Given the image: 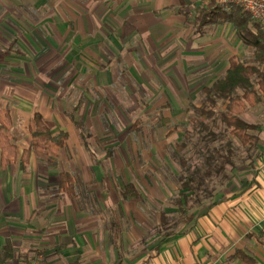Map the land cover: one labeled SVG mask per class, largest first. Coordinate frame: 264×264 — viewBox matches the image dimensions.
<instances>
[{"label": "crops", "instance_id": "obj_1", "mask_svg": "<svg viewBox=\"0 0 264 264\" xmlns=\"http://www.w3.org/2000/svg\"><path fill=\"white\" fill-rule=\"evenodd\" d=\"M207 2L0 4V109L10 108V132L18 147L17 160L0 166V249L7 243L12 247L6 264H247L233 256L239 250L254 264H264V103L241 115L262 125L258 156L230 172L214 193L218 202L204 200L196 210L189 208L181 234L143 241L142 228L123 221L141 219L143 204L168 197L151 191L159 182L158 162L152 161L159 127L165 141L169 120L187 123L194 103L189 88L210 86L228 68L229 57L252 53L231 23L198 25L195 6ZM46 56L50 68L41 66L40 57ZM50 71L56 74L46 75ZM195 75L197 84L190 80ZM120 102L146 106L126 129L119 128L120 114L113 116L106 106ZM255 108L259 116L249 120ZM34 112L52 135L63 130L67 140L57 156L32 151L23 171L19 157L28 147ZM142 116L148 119L144 128ZM74 120L89 133L86 141ZM125 130L135 137V146L138 135H150L151 147H131L134 159L127 157ZM177 132L183 134L184 128ZM163 159L169 165L166 154ZM63 172L71 175L70 194L58 189ZM129 183L138 198L123 197Z\"/></svg>", "mask_w": 264, "mask_h": 264}, {"label": "trees", "instance_id": "obj_2", "mask_svg": "<svg viewBox=\"0 0 264 264\" xmlns=\"http://www.w3.org/2000/svg\"><path fill=\"white\" fill-rule=\"evenodd\" d=\"M206 5H196V22L199 26L208 24L231 23L236 36L252 53L244 59L229 57V65L223 74L210 86L202 87L198 92V103L188 107L187 122L183 124L184 134L180 146L186 147L183 140L192 142L194 153L202 160L200 165L192 163L188 157H183L174 151L180 170L175 169V180L179 182V197L176 199L178 211L186 213V204L190 200L188 193L201 189L205 193L202 200L213 201L214 194L210 188V177L214 173L222 177L220 182L229 180L226 166L233 172L236 168L252 160L259 154L258 143L262 125L249 123L241 115L247 107H255L264 103V27L251 16L234 4L220 5L216 0H207ZM192 113V115H191ZM81 138L86 141L88 132L80 121L74 120ZM191 127V131L187 128ZM136 127L134 123L131 129ZM177 127L169 128V134ZM12 120L9 106L0 109V166L2 168L14 163L18 158V147L11 135ZM29 144L19 157L20 169L25 171L32 151L57 156L65 146L67 133L59 131L52 135L39 112H34L28 123ZM218 143L216 145L215 143ZM237 142V143H236ZM237 159V163L234 160ZM195 162V161H194ZM58 189L70 194L73 190L71 175L63 172L59 176ZM214 190V189H213ZM140 196L132 183L126 184L123 197ZM195 200H199L195 197ZM201 200V201H202ZM198 201L197 205L202 202ZM195 204V203H194ZM168 215L161 212L163 225H166ZM186 219V218H185ZM184 219V220H185ZM191 220V217L189 218ZM185 220L180 230L178 221L165 227L164 235L181 234L185 229ZM185 224V225H184ZM184 228V229H183ZM264 237V227L261 231ZM247 264H254L255 259L243 251H235ZM12 258V247L9 243L0 249V264H6Z\"/></svg>", "mask_w": 264, "mask_h": 264}, {"label": "rangeland", "instance_id": "obj_3", "mask_svg": "<svg viewBox=\"0 0 264 264\" xmlns=\"http://www.w3.org/2000/svg\"><path fill=\"white\" fill-rule=\"evenodd\" d=\"M9 0H0V4H7ZM49 56L46 57H40V60H44L45 63L42 64L43 65H48L49 68L50 66V62H49ZM48 68V69H49ZM46 75H55L56 73L53 71L50 72H46ZM64 75V73H62ZM67 75V73H65ZM69 75V73H68ZM208 75V74H207ZM36 77H41L43 79H47V77L44 76L43 73H36ZM194 79L195 80V84L198 83L197 79H198V75H195L194 77H190V80ZM193 88V89H192ZM191 89V90H190ZM116 90V88H115ZM160 90V89H159ZM199 88H194L191 87L189 88V98L191 99V101H193L195 103V101L197 100V95L199 96V92L197 93V91H199ZM171 91V90H170ZM172 93V91H171ZM195 93V94H194ZM115 96H117L116 94H114ZM119 96V95H118ZM193 96H196L195 100L193 98ZM126 101H128V99H125ZM108 107V111L110 110V108H112V115L114 116L117 113L120 114L121 116V121L122 124L118 121V125L120 129H126L128 128L135 120V115L137 113H140V110L144 111L146 109V106L143 104H139L138 102H120L118 103H110L109 105H106ZM140 107H143L142 109H140ZM259 107V105H258ZM261 107V106H260ZM257 108V107H256ZM256 108L254 110H250L249 113V120L250 118H252L254 120V118L256 116H259L256 113ZM192 115V113H191ZM142 127L144 128V126H146V121H148V119L146 118V116H142ZM113 120V119H112ZM260 122H262V118L260 117ZM160 123V121H158ZM256 122V121H255ZM258 122V121H257ZM169 124H167V127L170 126L171 127H177L174 129V131L172 133L169 134V136H165V141H162V135L160 134L161 131H164V128L162 126L159 127L158 130V135L155 136V140L158 143V147L159 150H157L156 153L152 152V161H157L158 162V166H157V171L156 174L158 176L159 182L157 184L154 185V187L151 189V191L153 192H160L163 196L168 195V197L162 201L160 203V201L158 200L157 202L155 200L152 199V204L151 202H149L150 204H143L144 207L141 208L142 210V216L141 219H138L136 217L131 216L128 219L124 218V222H129L130 224H135L137 226H140L142 228V231L145 233V235L143 236V241L145 240H149V239H158L156 237L160 236V234L163 235V233L165 232V227L169 224H173V222L178 221V228L176 226L172 227L171 230H180V228L182 227L183 222L185 221L184 219L186 218V215L188 214V211L190 207H192L194 210H196L197 207V202L201 201L203 196L205 195V193L203 191H201V189L199 191L196 192V195L194 193H188V196L190 197L189 202H187V204L185 205L186 208V213L180 212L178 211V208L176 206V199L179 197V182H177V180H175V169L176 170H180L179 166H177V164L175 163L176 161V157L174 156L175 152H177L178 154H180L183 157H188L189 160L192 163H196V165H200L201 163V159L194 153L195 149L193 147L192 142H189L188 140H183V142L186 143V147L180 146V143L182 141V135L184 134H178L177 131L179 130H183V124L180 123V120L177 119V117H175L174 120H169L168 121ZM188 123V122H187ZM166 127V129H167ZM187 128L189 129V131H191V127L187 126ZM166 131V130H165ZM262 137V134H260V139ZM121 138L126 139V145L124 147H130V151L129 153H127V157L129 155H131L132 159L133 158V150L131 147H151L150 146V135H147L146 138L144 136H137V140H138V145L135 146V137L132 136V133L129 135L128 131L125 130V132L121 135ZM140 140V141H139ZM159 142H162L159 144ZM134 143V144H133ZM237 143V142H236ZM216 145H218V143H215ZM260 141L257 145V147H260ZM163 147V148H161ZM166 147V149H165ZM171 147V148H170ZM166 154V157H168L169 159V165L167 163H164V159H163V155ZM99 155V154H98ZM96 155V156H98ZM138 156V155H137ZM143 158V157H142ZM150 159V158H149ZM148 159V160H149ZM235 162L237 163V159L234 157ZM195 161V162H194ZM171 168L173 170H171ZM154 171V170H153ZM226 171L228 173L229 176H232L230 171V167L226 166ZM222 180L221 176H218L216 173H214L212 175V177H210V188L212 189V193L214 194L217 190H220L223 188L225 182H220ZM214 189V190H213ZM145 193V192H144ZM147 193V192H146ZM145 193V194H146ZM159 195V194H158ZM195 197H197L199 200H195ZM203 201V200H202ZM201 201V202H202ZM208 201V200H205ZM195 203V204H194ZM164 211V213H166V215H168L167 219H166V225H163L162 223L160 224V222L162 221V219L160 218V214L161 212ZM161 225V226H160ZM159 227V230H158ZM163 232V233H162Z\"/></svg>", "mask_w": 264, "mask_h": 264}, {"label": "built area", "instance_id": "obj_4", "mask_svg": "<svg viewBox=\"0 0 264 264\" xmlns=\"http://www.w3.org/2000/svg\"><path fill=\"white\" fill-rule=\"evenodd\" d=\"M220 5L234 4L264 27V0H216Z\"/></svg>", "mask_w": 264, "mask_h": 264}]
</instances>
